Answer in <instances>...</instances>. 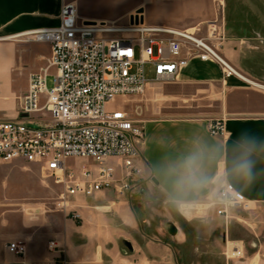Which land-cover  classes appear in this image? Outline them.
Masks as SVG:
<instances>
[{
	"label": "crops",
	"instance_id": "0c3cea01",
	"mask_svg": "<svg viewBox=\"0 0 264 264\" xmlns=\"http://www.w3.org/2000/svg\"><path fill=\"white\" fill-rule=\"evenodd\" d=\"M223 2L220 13L216 0H0V123L20 120L29 78L46 68L52 56L49 44L22 36L58 28L67 4L77 8L79 20L85 23L164 27L196 33L201 38L207 37L208 24L221 18L228 41L220 52L242 76L225 79L216 63L193 60L171 87L156 93L153 87L157 84H151L144 95L150 113L143 124L145 146L137 161L140 191L137 188L123 198L103 191L90 199L71 200L69 211L77 213L78 219L56 210L47 213L45 204L39 201L0 202V264H216L217 258L215 263L197 262L185 255L178 258L170 241L143 228L146 212L136 208L135 202L144 195L142 188L158 190L165 197V165L194 148H202L210 156L219 154L218 162L210 164L208 172L223 174L234 143L245 134L256 140L254 178L251 182L226 178L223 184H231L254 203V212L264 224V0ZM49 73L54 75L56 69L51 68ZM173 108L187 112L173 118L168 112ZM162 111L168 114L162 116ZM217 119L225 123L226 133L221 137L212 136L208 128ZM24 164L15 161L12 167L43 176L39 165ZM5 165L0 164V169ZM213 196L215 189L212 194L197 193L189 206ZM176 214L186 220V226L194 224L197 216L193 211L187 216L177 209ZM178 229L172 240L183 251L189 246L188 233L185 228ZM226 241L224 234L216 244L221 246ZM50 242L58 243L63 252H49ZM10 243L24 244L26 256L12 255L7 250ZM257 264H264L262 256Z\"/></svg>",
	"mask_w": 264,
	"mask_h": 264
},
{
	"label": "built area",
	"instance_id": "2783aa9c",
	"mask_svg": "<svg viewBox=\"0 0 264 264\" xmlns=\"http://www.w3.org/2000/svg\"><path fill=\"white\" fill-rule=\"evenodd\" d=\"M216 2L221 13L224 2ZM60 20L58 28L22 36L49 44L52 56L46 68L30 76L20 120L0 123V164L39 165L43 177L63 189L57 208L78 219L77 213L69 211L71 200L90 199L103 191L123 198L137 189L140 180L137 161L145 146L144 129L128 112L108 109L110 104L121 97H142L151 84H174L193 60L216 63L225 79L242 76L220 52L228 41L221 18L208 24L205 38L164 27L85 23L71 4L63 6ZM148 65L152 82L146 78ZM51 68L56 69L54 75L49 73ZM50 77L53 87L49 89ZM208 128L214 137L226 133L223 120L211 121ZM76 159L90 160L93 166L76 172L68 165ZM110 160L120 162L119 174ZM221 188L208 202L226 222L231 209L256 210L231 184ZM7 250L17 257L27 253L21 243H10ZM48 251L62 253L63 248L50 242ZM244 253L242 242H225L227 260L242 259Z\"/></svg>",
	"mask_w": 264,
	"mask_h": 264
},
{
	"label": "rangeland",
	"instance_id": "374dc122",
	"mask_svg": "<svg viewBox=\"0 0 264 264\" xmlns=\"http://www.w3.org/2000/svg\"><path fill=\"white\" fill-rule=\"evenodd\" d=\"M146 78L150 82L154 78L150 65L146 67ZM52 87L53 77H50L48 80V88L50 89ZM169 87L171 85H154L153 88L157 93ZM147 105L148 103L144 96L121 97L110 104L108 109L128 112L137 122L136 125L143 127L144 122L150 118V113L146 110ZM164 112L162 111V116L165 113L168 114ZM168 112L169 116L176 118L183 116L187 111L173 108ZM157 117H161V115H157ZM109 164L116 168L117 174L120 173V162L118 160H110ZM68 165L77 172L83 166H93V162L85 159H76L70 160ZM24 166H28V164L26 163ZM137 188L139 190V186ZM142 191L144 195L139 201L135 202V206L146 212L145 217H143L144 221L142 222L143 228L145 230L149 229L154 236H160L170 241V244L176 250L178 258H182L185 255L190 258L192 257L191 259L197 262L210 261L211 263H215V258H217L216 264L227 263V261H239L251 264L252 261L259 262L261 256L264 260V224L261 222L258 213L246 212L239 208L231 209L229 212L230 218L226 222L224 217L217 215L214 208H209V202L206 201L191 206L190 212L188 211L189 214L184 213L189 216L191 211H193L197 215L193 222L194 224L190 223L186 226V220L176 214V208L168 203L161 192L154 189L148 191L145 188H142ZM62 192V187L56 186L51 179L44 178L37 173L22 169L19 166L12 167V163L0 169V202L6 201L19 204L22 201H39L45 204L47 213L50 210H56L60 214H64L57 208V200ZM144 218L149 219V223L145 222ZM165 222H173L180 229L183 225L186 229L185 231L188 233L187 241L189 246L186 250L182 251L173 242L172 237L164 231L163 225ZM224 234L226 240L243 243L245 249L244 258L235 260H227L225 258V244L221 246L216 244L217 241L222 239ZM192 252H194V255H192Z\"/></svg>",
	"mask_w": 264,
	"mask_h": 264
},
{
	"label": "clouds",
	"instance_id": "9594fccd",
	"mask_svg": "<svg viewBox=\"0 0 264 264\" xmlns=\"http://www.w3.org/2000/svg\"><path fill=\"white\" fill-rule=\"evenodd\" d=\"M256 140L254 137L243 138L234 143L232 156L227 161L224 172L217 175L209 174V165H215L219 154L209 155L202 148H194L178 159L165 165L162 180L166 186L165 197L168 203L181 214L189 211L193 203L191 197L197 193L207 191L212 194L216 190L219 195L223 189L220 187L226 178H236L251 182L254 178L255 160L253 159ZM213 180L215 183L213 184ZM215 199L216 197L213 196Z\"/></svg>",
	"mask_w": 264,
	"mask_h": 264
},
{
	"label": "water",
	"instance_id": "95a60500",
	"mask_svg": "<svg viewBox=\"0 0 264 264\" xmlns=\"http://www.w3.org/2000/svg\"><path fill=\"white\" fill-rule=\"evenodd\" d=\"M154 182L157 184L156 181ZM163 229L170 237H176L179 232L178 227L173 222H165L163 225ZM124 245L129 251H132V247L129 243L125 242Z\"/></svg>",
	"mask_w": 264,
	"mask_h": 264
},
{
	"label": "bare ground",
	"instance_id": "6f19581e",
	"mask_svg": "<svg viewBox=\"0 0 264 264\" xmlns=\"http://www.w3.org/2000/svg\"><path fill=\"white\" fill-rule=\"evenodd\" d=\"M230 67H232V66H230ZM232 68H233V67H232ZM236 72H237V71H236ZM237 73H238V72H237ZM238 74H239V73H238ZM239 75H240V74H239ZM190 207H191V206H189V210H190ZM189 212H190V211H189ZM185 214H189V213H188V211H187V212H185ZM251 264H257V262H256V261H252V263H251Z\"/></svg>",
	"mask_w": 264,
	"mask_h": 264
},
{
	"label": "trees",
	"instance_id": "16d2710c",
	"mask_svg": "<svg viewBox=\"0 0 264 264\" xmlns=\"http://www.w3.org/2000/svg\"><path fill=\"white\" fill-rule=\"evenodd\" d=\"M182 228H184L183 225H182ZM172 247H173V245H172Z\"/></svg>",
	"mask_w": 264,
	"mask_h": 264
}]
</instances>
